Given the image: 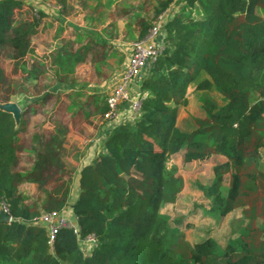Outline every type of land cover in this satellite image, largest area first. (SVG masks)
Here are the masks:
<instances>
[{
  "label": "trees",
  "instance_id": "16d2710c",
  "mask_svg": "<svg viewBox=\"0 0 264 264\" xmlns=\"http://www.w3.org/2000/svg\"><path fill=\"white\" fill-rule=\"evenodd\" d=\"M155 2L138 19L136 40L171 3L182 6L165 21L161 48L140 80L139 114L113 125L104 150L79 169V191L70 204L77 229L63 225L50 242L36 221L67 203L71 174L51 194L52 206L27 203L18 185L36 177L15 169L24 120L16 123L0 109V209L9 215L0 220V264H264V13L258 12L264 0ZM20 5L0 0V50L8 47L17 58L30 50L43 14L15 23ZM202 72L207 76L196 88L214 86L225 101L202 95L205 116H195V126L185 130L177 124L179 109ZM4 76L0 58V87ZM106 109L104 98L102 115ZM179 151L185 163L223 157L212 165L210 182L197 183L215 212L241 208L239 238L224 246L212 237L189 243L181 218L161 211L184 184L177 166L167 164ZM87 235L95 244L85 253L79 239Z\"/></svg>",
  "mask_w": 264,
  "mask_h": 264
},
{
  "label": "rangeland",
  "instance_id": "374dc122",
  "mask_svg": "<svg viewBox=\"0 0 264 264\" xmlns=\"http://www.w3.org/2000/svg\"><path fill=\"white\" fill-rule=\"evenodd\" d=\"M29 1L30 3L20 0L21 5L14 9L15 23L31 20L32 16L37 17L42 11L39 5H34L41 0ZM155 1L120 0L115 5L117 10L108 15L123 16L121 20H87L86 25L90 30L86 32L83 31V24H79L83 22L82 19L74 20V27H71L66 26L64 20L52 18L47 13L49 16L44 20L45 37L40 40L38 36L36 38V34L31 39L26 56L17 58L10 53L8 47L0 50L5 71L0 87V103L7 100L17 102L21 109L20 119L24 120V128L26 127L24 137L21 136V131L17 133L18 159L15 169L32 171L36 177L21 181L18 185L30 205H36L41 210L45 204L53 205L50 202L51 194L56 195L54 191L62 184V178L69 174L72 176V172L75 173L79 167L72 158L80 153L81 144L91 143L100 124L111 121L102 115L100 105L117 81L116 74L123 69L130 46L136 40L140 12H144L143 9L152 11ZM43 2H48L46 10L49 12L56 13L57 10L59 13L61 10L65 15L66 10L70 13L74 11L72 4L67 9H61L54 0ZM181 6L182 3L174 2L167 9L174 13ZM91 7L85 4L84 8L89 12ZM258 12L264 13L262 10ZM76 24L79 28L75 27ZM81 31L85 34H81ZM162 32L160 29L157 33V43L161 41ZM54 43L55 49L59 50L55 57L51 50ZM38 45H42L46 52L37 53ZM67 54L69 58L66 61L64 57ZM206 76L202 72L187 87L188 101L180 107L177 117V124L182 129L193 128L195 116H205L200 99L202 95L212 97L219 104L225 101L214 86L207 89L196 88L197 81ZM122 104L121 102L120 106ZM127 114L123 119L119 117L116 123L131 120L134 116L130 112ZM31 133H36L37 137L27 138ZM96 137L97 134L94 138ZM48 153L52 156H47ZM52 157L55 160L52 161ZM260 158L264 159V149H261ZM221 160L222 156L212 154L207 158L185 163L182 151L168 158L167 164L177 166L184 184L175 201L164 203L160 209L172 217L181 218L179 227L189 243L212 237L220 246H224L228 238H239L244 230L241 208H234L225 215L215 212L214 209L217 208L211 205L197 183L210 182L213 176L212 165ZM71 190L70 186L69 191ZM71 200V195L68 194L65 205ZM2 210L1 206L0 211ZM81 244L83 252L88 253L90 246Z\"/></svg>",
  "mask_w": 264,
  "mask_h": 264
},
{
  "label": "built area",
  "instance_id": "2783aa9c",
  "mask_svg": "<svg viewBox=\"0 0 264 264\" xmlns=\"http://www.w3.org/2000/svg\"><path fill=\"white\" fill-rule=\"evenodd\" d=\"M171 15L167 8L159 13L147 34L131 44L127 61L120 71L117 81L106 94L107 109L103 114L104 117L111 121L119 119L121 112L124 111L120 106L121 102L128 103V112L133 113V115L139 114L141 106L140 80L161 48V43H157L156 40L158 38L157 33ZM131 86L133 87L131 88ZM36 221L45 225L50 242L63 225L68 224L77 229V226L70 224L62 208L61 210H45L36 217ZM81 243L89 245L91 248L95 244V238L93 235H87L79 239L82 248Z\"/></svg>",
  "mask_w": 264,
  "mask_h": 264
},
{
  "label": "crops",
  "instance_id": "0c3cea01",
  "mask_svg": "<svg viewBox=\"0 0 264 264\" xmlns=\"http://www.w3.org/2000/svg\"><path fill=\"white\" fill-rule=\"evenodd\" d=\"M21 1H24V2H28L30 3L29 0H21ZM86 1V3H84ZM80 0V2L78 3V1H72V0H57L55 1L54 0V3H56V5H58L61 9L65 8L66 9L70 6V4L73 5V8H74V11L72 13L68 12L66 10V14L64 15V12H62L61 10H59V13L57 12L56 10V13L55 12H49L47 11V4L48 2L51 3V1H48V2H43V0L41 1H38V2H35L34 5H39V7L41 8L42 10V15L40 16V23H39V28H38V31H37V35H36V38L37 36L39 37V39L41 40V38L43 39L45 37V19L47 18V16H49L47 13H50V16L52 18H59L60 20H64L66 22V26H71V27H74V24H73V21L74 20H79V19H82L83 22L79 23V24H83L84 26V29L83 31L86 32L88 30H90V27L88 25H86V21L87 20H90V19H98V20H110L109 18H113V19H117V20H121L123 18V16H119V15H112V16H109L108 14H110V12H114L116 11V7L115 5L118 4V2L120 0ZM174 3V2H173ZM171 3V4H173ZM85 4L87 5H91V10L88 12V10L85 7ZM170 4V5H171ZM72 7V6H71ZM81 9V10H80ZM144 12H140L141 16L145 15L146 13L150 12V11H146V9H143ZM136 12V11H134ZM170 15L173 13L172 11H169ZM81 16V17H80ZM85 21V22H84ZM65 25V24H64ZM77 28L78 27V24H76ZM44 29V31H43ZM83 31H81L80 33L81 34H85V33H82ZM161 37H162V34H160ZM157 40V39H156ZM84 41H82L83 43ZM161 43V41H160ZM55 43L53 46H51V50L54 52V57L55 55H57V53L59 52V50H56L55 49ZM54 48V49H53ZM57 48V47H56ZM36 50H37V53L41 54L43 52H46L44 47L42 45H38L36 47ZM50 50V49H49ZM50 50V52H51ZM128 55V54H127ZM127 61V58L123 64L122 67H124L125 63ZM121 67V68H122ZM122 70V69H121ZM118 71V70H117ZM119 73V72H118ZM116 74V79L119 77L118 75L119 74ZM102 83V82H101ZM100 83V84H101ZM103 84V83H102ZM133 86H131L132 88ZM99 90V89H98ZM107 93V92H106ZM188 94V93H187ZM106 98V96H105ZM187 98H188V95H187ZM122 109H124V111L121 112V118H125L128 116V103H123L121 105ZM120 118V120H122ZM126 121V120H125ZM113 122H117V120L115 121H110L108 124L106 122H103L100 124V129L96 132L97 134V137H92L91 139V143H85L84 144H81V148L79 149L80 153L78 152L76 155H75V158L73 159L72 158V161L75 162L76 164L79 165L78 169H76L75 173L72 172V176H71V191H69L70 195H71V201L65 205V207H62V210L64 211V214L65 216L67 217L68 221L70 222V224L74 225V226H77L76 225V217L74 215V213L72 212V209H71V202L74 201V199L76 198L77 194H78V191H79V169L80 167L85 164V163H88L90 162V159L92 160L93 157L99 153L100 151H103L104 148H103V141H104V138H105V135L108 133V131L110 130V128L112 127L111 124H113ZM115 123L113 125H115ZM26 130V127L21 131V136L24 137V134H25V131ZM20 134V133H19ZM26 136V135H25ZM37 137V134H30V135H27V138H36ZM80 142H82V139L80 140ZM195 161V160H193ZM191 162V161H190ZM73 185V186H72ZM234 210V209H233ZM232 211V210H231Z\"/></svg>",
  "mask_w": 264,
  "mask_h": 264
},
{
  "label": "water",
  "instance_id": "95a60500",
  "mask_svg": "<svg viewBox=\"0 0 264 264\" xmlns=\"http://www.w3.org/2000/svg\"><path fill=\"white\" fill-rule=\"evenodd\" d=\"M0 109L11 113L15 122L19 121L20 115H21V109H20L17 102H15L13 100L4 101V102L0 103ZM2 219L3 220L9 219V215L5 212L4 209L2 211H0V220H2Z\"/></svg>",
  "mask_w": 264,
  "mask_h": 264
}]
</instances>
